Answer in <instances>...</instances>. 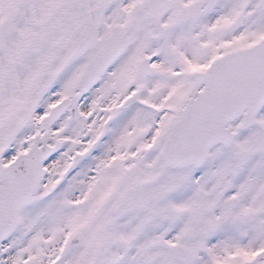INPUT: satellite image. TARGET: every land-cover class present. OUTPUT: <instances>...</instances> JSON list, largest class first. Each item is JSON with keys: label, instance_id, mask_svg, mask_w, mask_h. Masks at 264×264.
Here are the masks:
<instances>
[{"label": "snow or ice", "instance_id": "6c2138e0", "mask_svg": "<svg viewBox=\"0 0 264 264\" xmlns=\"http://www.w3.org/2000/svg\"><path fill=\"white\" fill-rule=\"evenodd\" d=\"M0 264H264V0H0Z\"/></svg>", "mask_w": 264, "mask_h": 264}]
</instances>
